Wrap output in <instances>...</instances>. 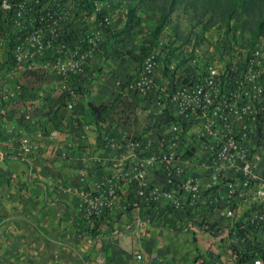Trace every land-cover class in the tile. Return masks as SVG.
<instances>
[{"label":"built area","instance_id":"1","mask_svg":"<svg viewBox=\"0 0 264 264\" xmlns=\"http://www.w3.org/2000/svg\"><path fill=\"white\" fill-rule=\"evenodd\" d=\"M69 5L63 0H0V75L8 69L17 77L10 87L0 80L1 115L22 93L19 75L36 71L37 63L60 77L68 96L66 108H76L79 94L73 81L103 54L102 44L117 29L99 5L66 8ZM249 52L232 57L227 69L209 66L195 79L178 68L175 75L163 73L159 82V62L149 54L133 79L115 82L118 97L144 113L146 121L132 137L120 120L109 117V110L97 117L98 145L113 153L116 168L91 183L89 171L80 173L88 218L133 208L144 210L148 223L156 220L213 239L233 235L262 247L264 56ZM47 63H55L54 70ZM34 150L24 137L23 156ZM200 225L202 231L196 229ZM230 242L228 264H264V256L240 263ZM214 243L221 248L220 240ZM135 260L164 264L143 252ZM99 263L107 264L105 259ZM197 264L205 263L198 259Z\"/></svg>","mask_w":264,"mask_h":264},{"label":"crops","instance_id":"2","mask_svg":"<svg viewBox=\"0 0 264 264\" xmlns=\"http://www.w3.org/2000/svg\"><path fill=\"white\" fill-rule=\"evenodd\" d=\"M128 11V5H114L113 21L119 28L126 26ZM136 17L139 31H144L152 20L159 22L158 15L144 11L136 13ZM36 73H29L30 85L22 81L19 99L9 105L5 115L0 114V264H82L85 260L96 262L99 254L98 262L106 258L107 264H114L110 262L114 252L112 228H128L134 223L137 232L142 227L147 233L149 229L142 220L145 211L104 212L88 218L83 210L79 177L82 171H89L91 183L116 168L113 153L98 145L96 119L118 103V89L111 77L126 80L129 65L115 59L113 46L106 55H97L85 75L72 83L79 94L74 111L66 108L64 86L54 80L38 82ZM49 73L46 76H51ZM26 115L30 118L26 119ZM128 126L124 125L123 130L129 134ZM55 130L59 134L52 136ZM24 137L35 148L31 156L24 157L20 151ZM154 222L159 226L157 252L137 253L158 256L164 264H194L189 254L192 258L196 250L205 254L212 249L220 254L218 264H228V247L212 245L214 241L208 240L209 236L199 239L196 249L189 241L191 233L162 230L167 226ZM260 242L264 247V232ZM168 248L177 256L173 263L166 258ZM135 256L123 264H137ZM202 260L213 264L208 257Z\"/></svg>","mask_w":264,"mask_h":264},{"label":"rangeland","instance_id":"3","mask_svg":"<svg viewBox=\"0 0 264 264\" xmlns=\"http://www.w3.org/2000/svg\"><path fill=\"white\" fill-rule=\"evenodd\" d=\"M63 1L71 3V5L67 6L66 8H75L83 5L90 8L93 5H99L103 8V11L111 16L112 21L114 5L116 7L118 5H128L129 9L135 5L134 3H128L124 0H84L81 3L78 0H75V2L73 0ZM178 16L179 14H176L175 19L179 21V27L182 33L181 40L185 41V37L189 35L188 42L182 43L181 40L175 42L172 26L162 28L157 36H155L154 32L159 22L155 23L154 20L148 24L144 31H139L138 26H140V21H136L134 18L132 28L130 29H126L125 27L119 28L114 24L117 32L102 44L103 54L106 55V53L111 51L112 46L114 47L115 59L122 65H129V73L126 75V79H133L137 75L144 57L149 54H154L157 57V61L159 62V68L157 70L158 82L160 81L159 76H161L163 73L172 74L174 72L173 75H175L178 68L184 73H190L191 77L196 79L199 73L207 69L209 66H217L221 70L227 69V67L230 66L233 61L232 57L238 59L237 55L246 54V49L243 48V44H245V42L242 37V28L239 24L231 22L229 27H227L225 23H220L207 32L201 33V31L197 29V34H189L190 26L188 24V19L184 18L183 14H180L179 19L177 18ZM250 50L251 52H249V54L259 51L264 56V36H262L258 43ZM44 64L45 63H37L36 71H38V74L36 73V78L34 77L35 80L39 82L45 79L46 83L49 80H54L55 83H59V76L55 74L46 76L47 71L43 67ZM47 64L50 67H48L50 71L54 70L53 68L56 65L55 63ZM88 66L86 67V71ZM14 76V74H11L10 71L6 69L0 75V80L3 83H6L7 87H10V85L13 83V80L17 78ZM82 76L83 75L77 77V79L81 78ZM31 77L32 76L29 75V73H24L19 75V80L21 83L24 81L30 85L29 81H31ZM117 77H111L112 81L116 82L119 78H121L120 76ZM1 86L4 87L3 84H1ZM117 101L118 103L110 112L109 117L120 120L123 125L129 124L128 131L130 132V135L132 137L138 136L146 121L145 114L140 113L139 109L128 104L120 97H118ZM136 212L137 211H135L133 208H131L129 211L131 214H136ZM142 220L146 224L145 227L149 229L147 233H144L146 231L142 227L139 229L142 231L137 232L134 223H132L131 227L128 228L127 225H118L112 228L113 230L111 231L114 252L111 254V263L123 264L124 262L133 259L135 254L140 250H143L150 255L157 252L159 245V239L157 237V233L159 232L157 231V228L159 226H157L156 222L148 223L145 220V217H143ZM196 229L198 231H202L203 227L200 225L199 227H196ZM162 230L172 231L171 228H162ZM161 236L165 237V234ZM206 236L207 235L204 234L199 236L191 234L189 241L190 243L194 244L197 249L199 239H202ZM207 238H209L208 240L211 242L214 240H220L221 248L227 247L230 241V238L225 236L217 237L215 239H213L211 236ZM214 244L215 243L212 245ZM167 251L168 255L166 258L168 259V262L173 263L177 259V256L174 254V252H172L171 248H168ZM206 251L207 252L204 254L203 252L196 250L192 258V255L189 254L190 263L193 262L195 264L197 259H202V257H208V261L212 262L213 264L217 263L218 258H220L219 252L216 253L212 249H207ZM98 257H96V262H88L85 260L86 262L82 264H100L98 262Z\"/></svg>","mask_w":264,"mask_h":264},{"label":"trees","instance_id":"4","mask_svg":"<svg viewBox=\"0 0 264 264\" xmlns=\"http://www.w3.org/2000/svg\"><path fill=\"white\" fill-rule=\"evenodd\" d=\"M134 3V7L128 11V20L125 28L133 25L136 13L144 11L159 15V23L155 29V36L164 27L172 26L175 42L181 40L179 21L176 14H183L188 19L190 33H201L225 23L229 27L231 22L237 23L242 28L245 44L244 49L253 48L260 38L264 36V0H124ZM179 16L177 17L179 19ZM189 41V35L185 37ZM101 112V111H100ZM111 112V111H110ZM232 250L236 251L239 262L244 263L252 256H264V247H253L239 241L236 236L230 237ZM198 260V259H197ZM197 262V261H196Z\"/></svg>","mask_w":264,"mask_h":264}]
</instances>
